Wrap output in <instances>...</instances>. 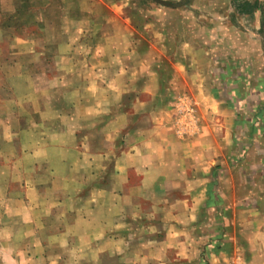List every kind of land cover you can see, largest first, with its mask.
<instances>
[{
	"label": "clouds",
	"instance_id": "clouds-1",
	"mask_svg": "<svg viewBox=\"0 0 264 264\" xmlns=\"http://www.w3.org/2000/svg\"><path fill=\"white\" fill-rule=\"evenodd\" d=\"M32 2L34 31L0 30V264H264V178L230 219L210 133L174 134L194 127L196 108L172 121L173 80L120 22L134 20L161 48L171 42L194 89L182 98L227 125L233 110L212 95L208 67L228 53L243 83L264 81V43H247L261 9L240 27L228 0H195L176 9L170 37L163 4L107 0L104 15L103 0H59L49 16L54 0ZM213 15L221 22L208 25ZM193 23L209 27L210 43L193 38Z\"/></svg>",
	"mask_w": 264,
	"mask_h": 264
},
{
	"label": "crops",
	"instance_id": "crops-1",
	"mask_svg": "<svg viewBox=\"0 0 264 264\" xmlns=\"http://www.w3.org/2000/svg\"><path fill=\"white\" fill-rule=\"evenodd\" d=\"M194 2L195 0H190L189 4ZM107 8L110 9L108 5ZM257 8H260L261 14L264 15L262 0H228L226 12L230 20L233 19L240 27H243L247 25L248 18L254 14ZM76 14L79 15L78 12ZM120 22L128 25L134 37L141 40L136 35V29L131 24V20L124 18ZM220 22L221 17L213 15L209 17L208 25ZM236 39L239 42L238 29ZM198 41L211 42L206 37L198 39ZM247 43L253 46L264 43V20H259L255 38L251 36V33L248 34ZM150 48L157 53L161 65L167 62L170 65L168 78L173 80L176 88L173 95L176 97L182 92H190L193 95L194 89L191 87V81L186 80L181 69L175 66L172 56H168L169 52L165 50V45L161 48L151 42ZM243 50L242 46L241 51ZM230 59L228 53H225L223 57L217 58V63L208 67L210 75L217 78V82L212 85V95L216 101L221 102V107L233 110L228 114V123L225 125L224 119L210 121L199 108V126L210 133L215 150L212 157L213 166L210 171L215 178L216 194L219 195L223 192L226 197L224 201L225 214L231 219L237 213L243 196L257 181L256 179L264 178V135L257 134L258 131L264 132V96L261 95V92L256 91L257 88L264 89V81H253L251 86L246 85L234 71L233 65L229 62ZM173 106L174 104L169 109L172 121ZM214 127L220 130L214 131ZM224 128H227L234 138L230 147H226L223 141ZM236 137L239 139L235 140ZM242 153L246 154L241 159ZM212 183L213 181H209L210 185ZM234 263L240 264V261L234 260Z\"/></svg>",
	"mask_w": 264,
	"mask_h": 264
},
{
	"label": "rangeland",
	"instance_id": "rangeland-1",
	"mask_svg": "<svg viewBox=\"0 0 264 264\" xmlns=\"http://www.w3.org/2000/svg\"><path fill=\"white\" fill-rule=\"evenodd\" d=\"M165 2L171 3V4H181L183 0H163ZM59 3V0H54L52 6L47 10L45 13L46 15L51 16L52 14H57L58 11L56 8V5ZM133 4H137V0H132ZM190 0H187L186 3H183V5H191L189 4ZM5 4L7 5V8H15L16 13L14 16L8 15L7 14V9L5 8ZM5 4H0V30H5V29H15L17 32H20L21 34L23 33V30L25 28L29 29V31H34L36 28L35 20H34V15L36 13V8L32 0H5ZM107 0H103L101 3V11L104 15H108L109 12H111V9L107 8ZM143 5H148V7H160V4L156 3L154 0H139L138 6H143ZM180 8V7H179ZM176 9L178 8H170V7H165V11L169 13V16L165 18L166 20V34H168L170 37L175 36L177 31L179 30V25L178 21L175 19V16L177 15ZM126 14H128V9L124 10ZM75 15H77L75 13ZM135 15V13H133ZM145 22H154V18L149 16L148 20ZM131 24L133 27L136 29L135 33L136 35L141 39L140 44L142 49L147 51L150 49L151 46V39L148 36V34L143 33V28L140 25H137L134 20H131ZM190 27L193 29V38L198 40V39H203V37H206L210 40L209 36V27L205 25H198L196 23H193L190 25ZM157 28H159V25H157ZM212 37L214 33L211 34ZM167 45V46H166ZM172 44L171 42H166L165 43V50H168V56H172ZM162 66L165 69V76H169L170 72V65L167 63L162 64ZM229 66V65H226ZM212 79L210 81L211 85H214L215 82H217V78L214 75H211ZM215 77V78H214ZM228 80V79H227ZM186 93L187 97L191 98L192 94L190 92H182L181 94L176 96V100L173 106V122L176 123L178 122L184 115L183 110H182V103L186 102L188 103L187 100L182 98V94ZM226 93V92H225ZM226 95V94H225ZM226 97V96H225ZM192 107L196 108L195 114L199 116V108L196 107L195 104H192ZM200 119L199 121L194 125L192 129L186 128L183 132L180 131L181 126H185L183 124H178L177 128L175 129V135L179 136L181 134H184L185 136L189 131H194L195 127H200ZM258 181V179H256ZM235 264V263H234Z\"/></svg>",
	"mask_w": 264,
	"mask_h": 264
},
{
	"label": "water",
	"instance_id": "water-1",
	"mask_svg": "<svg viewBox=\"0 0 264 264\" xmlns=\"http://www.w3.org/2000/svg\"><path fill=\"white\" fill-rule=\"evenodd\" d=\"M156 3L158 4H163L165 5L166 7H170V8H179L182 6L183 3H186L187 0H183V2L181 4H171V3H168V2H165L163 0H154Z\"/></svg>",
	"mask_w": 264,
	"mask_h": 264
},
{
	"label": "built area",
	"instance_id": "built-area-1",
	"mask_svg": "<svg viewBox=\"0 0 264 264\" xmlns=\"http://www.w3.org/2000/svg\"><path fill=\"white\" fill-rule=\"evenodd\" d=\"M182 105V110H183V113L185 114L186 112H187V110H188V108L191 106L192 107V104H189V102L188 103H182L181 104ZM184 130H186V127L185 126H181V129H180V131L181 132H183Z\"/></svg>",
	"mask_w": 264,
	"mask_h": 264
}]
</instances>
